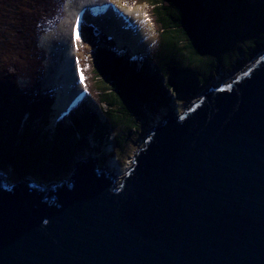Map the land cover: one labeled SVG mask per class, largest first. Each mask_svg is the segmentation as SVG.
Returning <instances> with one entry per match:
<instances>
[{
    "label": "water",
    "instance_id": "water-1",
    "mask_svg": "<svg viewBox=\"0 0 264 264\" xmlns=\"http://www.w3.org/2000/svg\"><path fill=\"white\" fill-rule=\"evenodd\" d=\"M73 168L48 189L0 173V264H264V53L153 128L120 184Z\"/></svg>",
    "mask_w": 264,
    "mask_h": 264
},
{
    "label": "trees",
    "instance_id": "trees-1",
    "mask_svg": "<svg viewBox=\"0 0 264 264\" xmlns=\"http://www.w3.org/2000/svg\"><path fill=\"white\" fill-rule=\"evenodd\" d=\"M36 1L40 4V0ZM135 1L139 4L148 3L152 8L151 20L158 35L154 69L148 62L130 59L126 54L121 55L114 49L111 41L98 46L94 50V68L90 72V64L84 67L83 72L81 68L83 79H80L85 91L91 95L97 94L99 103L105 107L103 113L106 122H101L99 115L86 105L83 112L71 106V124L65 125L66 116H62L56 123L53 135L29 120L24 124L15 121L16 116H23V110L28 117L30 111L34 114V104H26L24 107L20 103L11 104L0 85V104L5 107L0 109L3 111V119H0V172L10 171L11 176L19 181L28 177L47 184L60 181L71 172L72 161L77 152H80L79 149L90 147L82 136L87 133L93 134L94 142L98 145H112L119 155H123L129 146L128 139H131L133 131L145 121L146 116L154 114L156 109L169 107L172 103V90L175 91L177 83L182 84L183 92L180 95H191L195 91H201L213 79L219 67H227L233 74L264 51V15L259 23L249 25V43L241 46L236 53L229 52L214 37V32H219L224 21L223 10L215 6L214 1ZM20 4L21 0H0V60L7 59L1 44L8 41L9 33L18 24L14 23V19H8L9 16L17 15L21 20L19 25L24 26L20 30L21 34L29 29V38L36 31L35 25L41 24L31 17L35 15V11L29 14V22L27 16L19 15V12H23ZM237 4L246 5H243L246 8L243 14L261 10L253 4H246L244 0H239ZM61 18L56 21L51 19L44 27V32L53 30ZM5 20H9L8 23ZM84 24L86 23L83 22ZM233 33L237 34L234 27ZM20 56L21 54L18 57ZM196 67L202 69L201 76L193 74L192 68ZM201 77H204V83H199ZM21 107L22 110L17 114ZM113 131L115 138L112 144L108 140ZM91 148L96 152L100 151L97 147ZM102 161L104 162V157ZM103 162L99 164L102 166ZM36 187L45 189L43 186Z\"/></svg>",
    "mask_w": 264,
    "mask_h": 264
},
{
    "label": "rangeland",
    "instance_id": "rangeland-1",
    "mask_svg": "<svg viewBox=\"0 0 264 264\" xmlns=\"http://www.w3.org/2000/svg\"><path fill=\"white\" fill-rule=\"evenodd\" d=\"M212 1L216 3L215 6L217 5V7L223 10L224 15V21H222L220 25L219 32H214V37L218 40V42L224 44L228 48L229 52L232 51L237 53V50H240L241 46L249 43V37L247 35V31L250 27L249 25H252L254 22L259 23L262 19L261 17L264 15V0H244L246 4L250 3L261 9L257 13L245 12L247 15L243 14L244 9H246V5L243 4L245 5L243 6L241 4H237L239 0ZM73 2L76 3L74 5L77 6L79 0H73ZM97 2L102 5V8L91 11L88 13L87 17H83L79 20L78 31L80 34V40L78 43L75 38L77 24L63 23L67 16V0H40V4H38V1L36 0H21L20 7L23 9V12H19V15L27 16L28 22L31 17L35 19V21L41 22V24L35 25L36 31L30 38L29 29L21 34L20 30L24 26L23 24L19 25V21L21 20L17 17V15L9 16L8 19H14V23L18 24H16V27L11 30V33H9L8 41L6 40L1 44L2 48L4 46L3 53L7 58L0 60L1 91L8 95V101L11 104L20 103L23 107L26 104L27 106L34 104V114L30 111L31 114L28 117L27 114L23 113L25 111L23 110V116H16L15 121H21L24 124V122L29 120L30 122L40 125L39 128H45V131H47L50 135L54 134L56 123L62 116H66L65 125L68 126L71 124L69 119V109L66 113H58L55 110V104L59 98L58 94L60 92L56 82L60 83L63 80L62 77L58 75V68L64 59L61 56V46L64 41H69L71 44H74L75 55L73 57V61L76 62L79 81L81 77V68L83 72L84 67H87L90 64L89 72L92 71L94 68L93 62L95 61L94 50L98 46L100 47V45L105 44L107 41H111L114 49L121 55L126 54L130 59L148 62L151 68L154 69V66H156L154 56L158 47V35L155 30L153 20H151V6L148 3L139 4L136 1L135 3L134 0H97ZM117 6L123 8H133L143 17L139 19L141 27L144 30L141 43H134L132 40H128L124 30L116 28V26H114V19L109 18V16H101L96 22L92 21V14H102L106 10H112L113 7ZM33 11H35V15L29 17V14ZM59 18H61V20L58 21L57 26L53 30L44 32V27H46L47 23L51 19L56 21ZM83 22H86V24L83 25ZM27 27H29V25ZM114 27L116 34L121 33V46H119L116 42V38L118 36L109 31ZM233 27L237 32L236 35L233 33ZM97 28L102 31L99 35L94 34V30ZM81 31L83 36H81ZM47 34L52 35L50 40H47L48 43L44 44L43 38ZM263 53L264 51L258 54L250 62L245 63V66L241 68V70L234 72L233 74L229 72L227 67H219L213 79L210 80L206 86L202 87L201 91H195L191 95H180L183 92L181 87L182 84L177 83L178 86L175 87V91L173 92L172 90V103L169 107L167 106L156 109L154 114L150 113L146 116L145 121L143 120L141 124H139L138 129L133 131L131 139H128L129 146L123 155H119L112 145H106L105 143L98 145L97 142H94L93 134H82V136L85 137V140L90 144V147L87 149H79L80 152H77L76 157L73 159V166L67 177L62 178L60 181L48 184L33 177L29 178L32 180L34 185L43 186L45 189H48L51 184L59 185L60 183L71 180L75 164L87 161L92 157L98 163H101L103 162L102 159L104 157L102 168L106 170L111 177H113L116 184H120L123 178L127 175L128 171L131 169L133 158L138 151L143 148L153 128L159 126L166 118H168L169 115H178L192 105L196 104L201 99V96L205 91L211 89L212 87L222 88L236 79L239 75L245 73L251 65L262 56ZM20 54L21 56L18 57ZM235 59L236 58H234V60ZM192 71L193 74H196V76L199 74L201 76L203 74L202 69H198L197 67L192 68ZM203 78L204 77L199 78V83H204ZM72 91V94H77L78 97L83 91L85 96L78 99L75 95V104L72 105L71 108H75L76 110L80 109V112H83L86 105L89 109L99 115L101 122H106L103 113L105 111V107L99 103L96 96L97 94L91 95L90 93H87L81 81L76 83ZM61 97H63V95H61ZM2 107L5 108L4 105L0 104V109H2ZM23 107L17 110V114L20 113ZM1 113H3V111L0 110V119H3ZM109 137L108 142L113 144L115 132L113 131ZM91 147H97L100 151L96 152L92 150ZM117 171L118 173L121 171L122 174L114 176L113 174H116ZM0 173L4 177V181L7 185L21 182V180L19 181L15 176L12 177L10 171L8 173Z\"/></svg>",
    "mask_w": 264,
    "mask_h": 264
},
{
    "label": "bare ground",
    "instance_id": "bare-ground-1",
    "mask_svg": "<svg viewBox=\"0 0 264 264\" xmlns=\"http://www.w3.org/2000/svg\"><path fill=\"white\" fill-rule=\"evenodd\" d=\"M73 0H67L66 9L67 16L63 21L64 24H77L83 17H87L88 13L91 11H95L96 9L102 8V5L98 4L97 0H79L78 5L75 6ZM100 13V12H99ZM92 21L96 22L99 20L101 16H109V18L114 19V26L118 29H123L124 33H126L128 40H132L134 43L140 42L143 39L144 30L141 27L139 19L143 18L140 13L136 12L133 8H123V7H113L112 10L105 11L102 14H92ZM115 27L109 30L112 34L117 35V44L119 46L122 45L121 33H115ZM110 33V34H111ZM145 34V33H144ZM52 34H47L43 38V43L47 44L50 40ZM147 36V35H146ZM61 56L64 58L62 63L58 68V75L62 77V81L56 82L59 87V98L55 104V110L58 113H66L68 109L75 104L77 94H72V89L75 87L76 83L79 81V75L76 69V62L73 61V57L75 55L74 44L69 41H64L62 44ZM82 89V87H81ZM63 93V94H62ZM63 95V97H61ZM85 96L83 91L81 95L78 97L82 98ZM74 102V103H73ZM119 171V170H118ZM114 176L121 175V171ZM120 179V178H119Z\"/></svg>",
    "mask_w": 264,
    "mask_h": 264
},
{
    "label": "snow or ice",
    "instance_id": "snow-or-ice-1",
    "mask_svg": "<svg viewBox=\"0 0 264 264\" xmlns=\"http://www.w3.org/2000/svg\"><path fill=\"white\" fill-rule=\"evenodd\" d=\"M78 28H79V21H77V30H76V34H75V38L77 41L80 40V34H79V31H78ZM81 79H83V76H81Z\"/></svg>",
    "mask_w": 264,
    "mask_h": 264
}]
</instances>
